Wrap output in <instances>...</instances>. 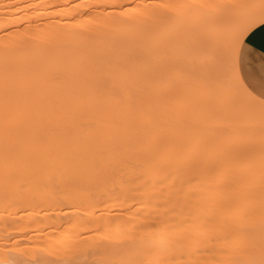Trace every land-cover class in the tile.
<instances>
[{
	"label": "bare ground",
	"instance_id": "obj_1",
	"mask_svg": "<svg viewBox=\"0 0 264 264\" xmlns=\"http://www.w3.org/2000/svg\"><path fill=\"white\" fill-rule=\"evenodd\" d=\"M165 1L0 0V228L10 210H124L157 196L185 197L175 205L197 225L264 226V145L217 131L229 113L264 126V104L233 91L258 100L237 54L264 12L188 0L167 13ZM0 264H13L1 248Z\"/></svg>",
	"mask_w": 264,
	"mask_h": 264
},
{
	"label": "rangeland",
	"instance_id": "obj_2",
	"mask_svg": "<svg viewBox=\"0 0 264 264\" xmlns=\"http://www.w3.org/2000/svg\"><path fill=\"white\" fill-rule=\"evenodd\" d=\"M231 1L229 9L237 11L236 18L264 12V0ZM187 2L166 0L162 7L173 13ZM153 49L150 41V82ZM224 58L230 63L232 55L229 58L226 53ZM185 71L187 85L200 92L204 77L192 53ZM233 91L240 103L264 104L258 97L245 96L239 88ZM178 114L185 117L174 107L167 112L170 118ZM238 116L227 114L217 131L236 136L240 143L264 145V126L251 128ZM46 189L47 182H37L38 197L46 198ZM185 199L157 196L150 206L113 211L64 212L45 206L10 210L2 217L0 248L13 264H264V226L197 225L190 208L175 205Z\"/></svg>",
	"mask_w": 264,
	"mask_h": 264
},
{
	"label": "crops",
	"instance_id": "obj_3",
	"mask_svg": "<svg viewBox=\"0 0 264 264\" xmlns=\"http://www.w3.org/2000/svg\"><path fill=\"white\" fill-rule=\"evenodd\" d=\"M264 25V21L251 28L243 37L237 54V70L248 90L264 101V29L253 37L252 42L245 39L254 30Z\"/></svg>",
	"mask_w": 264,
	"mask_h": 264
},
{
	"label": "snow or ice",
	"instance_id": "obj_4",
	"mask_svg": "<svg viewBox=\"0 0 264 264\" xmlns=\"http://www.w3.org/2000/svg\"><path fill=\"white\" fill-rule=\"evenodd\" d=\"M262 29H264V25H261L259 29L254 30L252 33L249 34V36L245 39V43L252 42L253 37L256 36L258 32H260Z\"/></svg>",
	"mask_w": 264,
	"mask_h": 264
}]
</instances>
